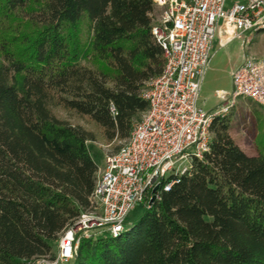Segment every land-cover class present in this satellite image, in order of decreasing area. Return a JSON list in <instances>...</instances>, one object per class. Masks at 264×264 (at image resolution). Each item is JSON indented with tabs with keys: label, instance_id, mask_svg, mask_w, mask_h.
<instances>
[{
	"label": "trees",
	"instance_id": "16d2710c",
	"mask_svg": "<svg viewBox=\"0 0 264 264\" xmlns=\"http://www.w3.org/2000/svg\"><path fill=\"white\" fill-rule=\"evenodd\" d=\"M152 0H0V264L55 256L91 208L107 143L131 136L165 66ZM259 111V118L262 119ZM211 150L118 237L81 240L71 264H264V132L257 155L213 124Z\"/></svg>",
	"mask_w": 264,
	"mask_h": 264
},
{
	"label": "built area",
	"instance_id": "2783aa9c",
	"mask_svg": "<svg viewBox=\"0 0 264 264\" xmlns=\"http://www.w3.org/2000/svg\"><path fill=\"white\" fill-rule=\"evenodd\" d=\"M227 1L152 0L151 33L166 62L158 76L144 83L141 98L149 108L118 152L106 153L91 208L61 234L56 255L29 264H67L81 240L104 233L120 236L137 204L150 208L162 191L171 190L177 178L190 171L194 159L204 160L215 136L213 124L230 115L239 99L264 112V56L251 50L264 34V0H241L232 6ZM216 41L219 50L239 42L244 59L232 72V93L208 111L200 99Z\"/></svg>",
	"mask_w": 264,
	"mask_h": 264
},
{
	"label": "rangeland",
	"instance_id": "374dc122",
	"mask_svg": "<svg viewBox=\"0 0 264 264\" xmlns=\"http://www.w3.org/2000/svg\"><path fill=\"white\" fill-rule=\"evenodd\" d=\"M240 1L241 0H228L227 2L228 6H232L233 3ZM251 50L256 56H264V34L258 35L256 40L253 41ZM243 54L244 51L237 41L229 43L226 48L220 50L219 54H217L215 59L218 65L212 69V72L210 73L211 75L203 86L201 92V106L206 110L210 111L216 109L217 106L222 104L223 97L227 95L225 92L221 91L222 89L230 90V93H232L233 87L232 85L229 86L230 82L225 72L227 69L229 70L231 63L241 59ZM259 111L262 113V119L259 118ZM55 114L58 118L69 121L73 125H81L86 130L94 131L98 136V140L95 142L90 141L88 143V149H90L92 158L99 168L104 167L106 153L118 152L124 142L117 140L112 143H107L101 138V134L95 128L94 124L86 118L67 113L61 108L55 109ZM141 117L142 115L138 116L135 123L140 121ZM226 120H228L230 135L233 137L234 141L245 153L253 156L257 155V141L260 134L264 132V112L253 102L248 101L247 99H239L237 106L233 108L231 114L226 117ZM144 212V206L142 204H137L134 211H132L127 218L129 222L127 229H130ZM54 252H58L57 245L54 247ZM67 264H71V261Z\"/></svg>",
	"mask_w": 264,
	"mask_h": 264
},
{
	"label": "crops",
	"instance_id": "0c3cea01",
	"mask_svg": "<svg viewBox=\"0 0 264 264\" xmlns=\"http://www.w3.org/2000/svg\"><path fill=\"white\" fill-rule=\"evenodd\" d=\"M214 45H215V47H216L217 52H216L215 55H214L213 61H212V63H211V66H210L209 71L207 72V76H206V78H205V80H204V83H203V85H202V88H203V86L205 85L206 81L208 80L209 76L211 75L210 73L212 72V69H213L215 66L218 65V63H217V61H216L215 58H216L217 54H219L220 50H222V49L219 50L218 41H216ZM243 59H244V58L241 57V59L232 62L231 65H230L229 70H228V69L226 70L225 73L227 74L228 79H229V82H230V85H229V86L232 85V72H233L235 69H237L239 66L242 65V63H243ZM202 90H203V89H202ZM221 91H222V92H225L227 95L230 94V90L222 89Z\"/></svg>",
	"mask_w": 264,
	"mask_h": 264
},
{
	"label": "water",
	"instance_id": "95a60500",
	"mask_svg": "<svg viewBox=\"0 0 264 264\" xmlns=\"http://www.w3.org/2000/svg\"><path fill=\"white\" fill-rule=\"evenodd\" d=\"M128 224H129V222H128V220H127L126 225H125L126 228H127Z\"/></svg>",
	"mask_w": 264,
	"mask_h": 264
}]
</instances>
